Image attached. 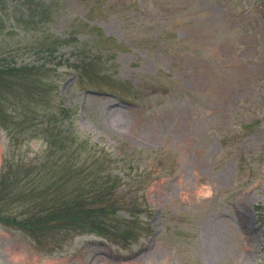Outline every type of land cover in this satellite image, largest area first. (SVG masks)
Masks as SVG:
<instances>
[{
	"label": "rangeland",
	"instance_id": "374dc122",
	"mask_svg": "<svg viewBox=\"0 0 264 264\" xmlns=\"http://www.w3.org/2000/svg\"><path fill=\"white\" fill-rule=\"evenodd\" d=\"M5 2L0 49L60 38L50 59L11 62L49 65L64 129L117 161L136 207L117 211L125 243L50 232L40 249L0 226V264H264V0H36L49 14L28 34L24 0ZM73 50L96 74L76 72ZM12 138L9 169L46 147Z\"/></svg>",
	"mask_w": 264,
	"mask_h": 264
},
{
	"label": "trees",
	"instance_id": "16d2710c",
	"mask_svg": "<svg viewBox=\"0 0 264 264\" xmlns=\"http://www.w3.org/2000/svg\"><path fill=\"white\" fill-rule=\"evenodd\" d=\"M6 4L0 0V36L5 29L1 14L5 13ZM22 8L27 34L30 27L35 32L49 14L36 0H24ZM58 42L60 38L49 36L8 51L0 49V130L9 137L0 169V226L29 235L40 249L47 243L40 245L37 237L50 232L64 237L96 234L128 242L134 238L131 222L117 216V211L125 205L126 211L132 212L131 207L135 209L136 204L120 198L128 185L123 184V176L116 170L117 161L102 147L91 144L88 137L64 129L70 111L54 106L50 94L54 90L52 70L46 62L40 66H17L11 62L18 51L50 59ZM77 51L71 53L76 72L81 77L96 74V59H87ZM10 138L17 143L38 139L46 147L40 155L20 156L9 169L5 157L13 149ZM21 166L28 173L17 178ZM259 222L263 227L262 212ZM54 247L59 253L64 252L60 244Z\"/></svg>",
	"mask_w": 264,
	"mask_h": 264
}]
</instances>
